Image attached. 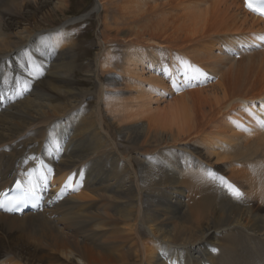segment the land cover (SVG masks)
<instances>
[{
	"label": "bare ground",
	"instance_id": "1",
	"mask_svg": "<svg viewBox=\"0 0 264 264\" xmlns=\"http://www.w3.org/2000/svg\"><path fill=\"white\" fill-rule=\"evenodd\" d=\"M46 1L0 0V90L26 86L0 102V190L42 158L57 171L43 208L0 211V263L264 264V19L243 0H92L56 22L70 1ZM92 17L123 57L100 38L79 62ZM184 62L212 79L175 90L163 70Z\"/></svg>",
	"mask_w": 264,
	"mask_h": 264
},
{
	"label": "rangeland",
	"instance_id": "2",
	"mask_svg": "<svg viewBox=\"0 0 264 264\" xmlns=\"http://www.w3.org/2000/svg\"><path fill=\"white\" fill-rule=\"evenodd\" d=\"M55 1L56 0H48V1H46V4H48V5L53 4ZM68 1H70V2H68L69 7L67 9V13L65 15L57 16L55 18L56 22L64 21V20L70 19L72 17L80 16V15L84 14L92 5V0H68ZM81 1H84V3ZM112 10L113 9L110 8L111 13L113 12ZM116 14L118 15V12H116ZM62 17H64V18H62ZM102 21H103L102 18L100 20H98L97 17H92L90 19H87L86 21L78 23L79 25L77 24L75 26V29L78 30L76 33L77 34L76 38H77L78 42L80 41L79 44L82 43V45L80 44L77 47V49H78L77 51L80 53V57L78 58L79 62H82V61L83 62H86V61L90 62V61L94 60L95 54L98 51V42H99L100 38L106 39V41H109V39H110V45L112 47V52L115 55H120L121 57L124 56L125 50L127 48V46H126L127 41L123 40L121 35H118V34L116 35L115 32H112V33L110 31L108 32L107 28H106L107 27L106 24ZM108 21H109V24H111V23L115 22V19L111 18ZM123 25H125V24H123ZM103 30H104V32H103ZM109 37H111V38H109ZM112 38H114L113 44H112ZM120 41L123 43H121ZM145 51H146V49H145ZM160 73H161V71H160Z\"/></svg>",
	"mask_w": 264,
	"mask_h": 264
},
{
	"label": "snow or ice",
	"instance_id": "3",
	"mask_svg": "<svg viewBox=\"0 0 264 264\" xmlns=\"http://www.w3.org/2000/svg\"><path fill=\"white\" fill-rule=\"evenodd\" d=\"M249 7L250 8L252 7L251 4H249ZM221 181L233 192V195H235L238 198L242 196V193L238 189H235L232 185L228 184V182L224 181L222 177H221ZM18 187H19V185H18Z\"/></svg>",
	"mask_w": 264,
	"mask_h": 264
}]
</instances>
